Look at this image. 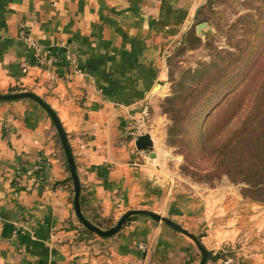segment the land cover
Listing matches in <instances>:
<instances>
[{
  "label": "crops",
  "instance_id": "obj_1",
  "mask_svg": "<svg viewBox=\"0 0 264 264\" xmlns=\"http://www.w3.org/2000/svg\"><path fill=\"white\" fill-rule=\"evenodd\" d=\"M203 1L0 0V93L31 91L54 111L87 221L115 222L120 206L159 212L206 251L226 245L234 264H264V203L248 202L228 184L167 188L162 155L154 146L153 133L165 122L155 107L167 89L163 51L178 42ZM19 23L42 54L53 58L50 66L36 63L17 35ZM143 99L152 115L142 134L151 143L137 149L134 142L142 134L131 141L126 129ZM159 185L163 195L146 203ZM82 229L50 118L30 98L0 101V264H197L199 259L191 238L146 215L128 217L109 237ZM139 242L145 250L137 248Z\"/></svg>",
  "mask_w": 264,
  "mask_h": 264
},
{
  "label": "rangeland",
  "instance_id": "obj_2",
  "mask_svg": "<svg viewBox=\"0 0 264 264\" xmlns=\"http://www.w3.org/2000/svg\"><path fill=\"white\" fill-rule=\"evenodd\" d=\"M199 22L204 25L196 32ZM163 56L167 89L155 107L165 122L153 133V140L162 155L161 169L167 172V188L178 191L228 184L243 199L256 196L254 187L231 181L226 175L231 170L229 162L219 163L227 153L226 144H220L225 146L220 154L216 141H227L229 131L241 126L245 112L251 110L254 114L261 105L262 101L255 102L251 94L260 83L264 86V0H204L181 38L165 48ZM222 81L216 90L215 84ZM13 89L19 88H10L6 93ZM210 90L215 93L208 96ZM215 104L216 112L204 118L201 132L203 115ZM151 113L149 103V119ZM251 121L246 119L244 125ZM159 188L164 187L152 188V197L146 203L158 201L163 195ZM113 223L107 218L93 225L106 229ZM80 225L90 236H99Z\"/></svg>",
  "mask_w": 264,
  "mask_h": 264
},
{
  "label": "trees",
  "instance_id": "obj_3",
  "mask_svg": "<svg viewBox=\"0 0 264 264\" xmlns=\"http://www.w3.org/2000/svg\"><path fill=\"white\" fill-rule=\"evenodd\" d=\"M223 82L220 84H215L217 82H214L215 89L220 88ZM213 93H215V90H210L208 96ZM251 95V99L255 102L262 101L261 105L254 110V114L251 110L245 112L240 119L241 126L239 125V127L237 126L229 131L227 141H219L217 139L216 142L219 145L217 144L216 146L221 154L225 146L220 147V144H226L227 153L219 160V163L229 162L231 170L226 174L229 179L231 181H242L247 186L254 187L253 192L257 193L256 196H245V199L250 203L261 204L264 203V197L260 198V196L264 195V86L260 83ZM202 104V102H198V105ZM215 107L216 104L204 113L203 120L199 124L201 132H203L206 123L204 118H210L212 113L216 112V110L214 111ZM200 111L197 113H200ZM248 118L252 121L248 126H245L244 121ZM96 237L104 238L101 236ZM232 253L229 246H223L215 252L206 251V260L223 259L226 256H233Z\"/></svg>",
  "mask_w": 264,
  "mask_h": 264
},
{
  "label": "water",
  "instance_id": "obj_4",
  "mask_svg": "<svg viewBox=\"0 0 264 264\" xmlns=\"http://www.w3.org/2000/svg\"><path fill=\"white\" fill-rule=\"evenodd\" d=\"M203 25H204L203 22L197 23L195 25V31L198 32L199 29ZM23 97L30 98L34 102H36L46 112V114L50 118V120H51V122H52V124L56 130V133H57L58 138H59L60 143H61L63 154H64V157L66 160L67 169L69 172V177L71 180L73 209H74V212H75L77 219L82 224V226H84L88 231H91V232H93V233H95L101 237H109L119 230L121 225L124 223V221L130 215H134V214L146 215L150 219H152L154 221L163 222L164 224H166L167 226H169L173 230L180 232V233L188 236L189 238H191V240L194 242L196 248L199 251V259H198L197 264H205V261L207 259L206 250L200 244L198 239L196 237H194L193 235H191L190 233H188L183 228H181L178 224H176L172 220L165 218L163 216H160L157 213L147 211V210H141V209H128V210L124 211L123 213H121V215L117 218V220L110 227H108L106 229H100L97 226L93 225L91 222L87 221L82 216L80 209H79V200H78V198H79V182H78V178H77V175L75 172L74 163H73V160H72V157L70 154L69 146H68L65 135L63 133V130L60 126V123H59L54 111L43 100L42 97L34 94L31 91L0 93V101L13 100V99H18V98H23ZM134 143H135V146L137 149H141V148H149L151 142H150V138L147 134H142V135H139L137 137V139L135 140Z\"/></svg>",
  "mask_w": 264,
  "mask_h": 264
},
{
  "label": "built area",
  "instance_id": "obj_5",
  "mask_svg": "<svg viewBox=\"0 0 264 264\" xmlns=\"http://www.w3.org/2000/svg\"><path fill=\"white\" fill-rule=\"evenodd\" d=\"M28 31V27L24 23H19L17 35L25 42L26 48L33 52L36 63L43 67L50 66L53 58L50 56L46 57L42 54L41 47L30 38ZM149 125V101L147 99H143L139 103L137 115L131 118L127 124L126 136L128 139L133 141L139 134L147 132ZM137 248L145 250V246L141 242L137 243ZM220 261L221 264H234L233 256H226L225 258L220 259Z\"/></svg>",
  "mask_w": 264,
  "mask_h": 264
}]
</instances>
